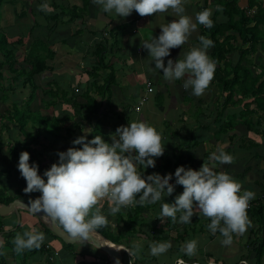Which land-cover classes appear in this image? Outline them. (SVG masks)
Listing matches in <instances>:
<instances>
[{
	"label": "crops",
	"instance_id": "crops-1",
	"mask_svg": "<svg viewBox=\"0 0 264 264\" xmlns=\"http://www.w3.org/2000/svg\"><path fill=\"white\" fill-rule=\"evenodd\" d=\"M205 1L208 5L207 9H211L212 11L211 17L216 10H221L222 8L214 5L215 0H187V3L184 5L185 15L191 17L193 22H195L196 14L202 11L201 9ZM256 1L258 2L260 0ZM1 2L0 28L5 35L7 42L14 43L17 42V40H21L22 45L19 47V50L24 44L30 42V45L26 49L28 50L31 44L38 41L46 44L42 37L47 38L46 36H50L48 48L52 54H54V57L47 63L48 71L54 70L53 73L57 72L58 74L65 72L67 74H65V79H63L65 83H71L73 75L76 73L84 74L88 77L87 74L92 73L93 67L96 64L94 53L97 50V46H99V48H105L106 54L103 58L104 64L107 67L106 69L100 68L96 71L98 76L96 80L99 85L104 84L110 74H113L114 82L110 87V101L108 104L103 102L102 114L100 115V121H102L103 124L101 127L103 131L102 138L110 143V135L114 134L118 127L126 126L131 122L143 121L155 127L161 134V142L164 144V149H166L165 147H170L168 153H163L162 156L154 158V168L148 167L144 171L141 166L139 169L143 172L154 171V173H158L161 176L171 173L173 163L171 167H169L167 173L160 170L166 160L164 158L167 156H172V158H174V151L177 152L179 150L176 145L169 144V141L187 138V140H190V143H187V146L195 141L196 126L198 124V119H196V107H204L200 116H206V119H203V121L200 122L203 125L213 124L214 127L211 128V133L215 132L217 129L218 117L215 118L214 116H211L214 112L210 111V105L208 104H211L212 101L203 99L204 96L209 99L207 94L208 88L201 96L197 97L192 95L191 88L187 90L183 88V79L174 82L166 81L162 75V70L160 72L154 70V65L151 63L148 51L142 46L145 41H150L152 36L157 37L160 34L161 25L178 19L171 10L166 13H157L143 17L133 11L128 17L115 18V16L101 13L98 7L92 3V0H1ZM247 2L248 0H237V5L240 8H246ZM45 3L49 5L51 11L41 10V6ZM220 19L223 20L224 17L222 16ZM199 37L200 25L197 24L196 31L191 34L189 40L184 45L170 50V56L164 58L165 65H167L168 59L174 61L176 59H183L185 53L191 48L199 46ZM210 53L211 50L208 49V55ZM258 55L262 56L261 53H258ZM227 58L231 59L233 57L229 56ZM71 59L80 60V63L70 64ZM69 64L75 67H68ZM80 69L83 72H81ZM89 69L90 71L87 72ZM254 71L256 73L258 72V69H254ZM186 78L187 77H185V79ZM89 80V82H91L90 77ZM148 82L151 83L153 88L151 94H147L146 84ZM209 87H211L209 88L210 93L214 96V98L210 99L214 102L216 101L218 93L215 91L211 82ZM143 97L147 99V102L141 107L139 112H135V106L138 104L140 98ZM2 98L3 96L1 94V102L3 101ZM98 101L99 103H102L100 99H98ZM219 101L221 102L220 95ZM248 101L249 100H246L244 102ZM81 104H83V101H81ZM70 106L71 104H65L63 105V109H61L65 115L61 118H67L65 124H68L69 122L71 124L73 120L72 112L65 110L66 107ZM56 110L57 109H55L54 112ZM254 110L255 112L251 116V130H248L246 127L245 123H249V120L246 117V119L243 120L244 124L237 126L235 132L220 137V141L216 142L217 147H219L217 150L227 149L230 144L234 145L239 143L243 148V152L239 153V158L232 156L233 162L227 165L228 167L230 165L240 166L242 171L250 169V172L246 174L245 178L253 175V172H260L261 170L264 172V156L259 158L260 155H264V114L262 109L255 108ZM232 112L231 108H226L223 114L224 120L221 121L226 123L230 122L233 114ZM191 123L195 124L194 129L190 127ZM75 124L80 126L79 132L77 129L75 130L76 135H83V129H92V125L88 122H81L78 120V123ZM235 133L236 137L231 141L230 136H233ZM245 134H247L246 136L249 135L251 139L254 138L255 144L249 145V142V144L243 142L244 137H246ZM52 143V141L50 142V140H48L42 146L35 147V150L42 152L40 153L39 158L44 160V162L41 163V165L47 166V169L53 163L57 162L58 152L66 151L69 147H73L70 140L56 143L58 144L57 148L52 146ZM212 145L213 143H211V141L210 144H203V146L207 148V151H213ZM182 151L183 150L180 151L181 154L184 153ZM1 154L0 169H5L11 173V179L8 181L13 188L11 193L17 188L24 190L26 187V181L21 177L17 165L12 163L15 165V170H13V167L9 163V159ZM252 154L254 157H252ZM256 154L259 157H255ZM187 158L188 157L182 156L184 161L188 160ZM237 159L238 161H236ZM247 160H249L248 164H246ZM173 162L176 161L173 160ZM188 166L191 165L188 164ZM38 174L41 173L38 172ZM4 178H6L5 174H0V182H3ZM245 178H243V181ZM245 185L247 186L249 183L242 184V191L243 187H245L244 190H248V187ZM251 191L254 192L253 189H251ZM39 195L40 194L36 193L35 198H38ZM20 201L28 203L29 199L25 198ZM101 205L102 204L98 205L100 209ZM19 215L21 219L20 226H22L20 234L25 231H31L35 228L44 234L45 239L39 249H25L23 252L17 253L15 248H11L7 245L8 239L5 238V235L9 234V229L5 228V226L2 228L3 231L0 232V241H3V245L0 246V253H2L0 254V264H112L111 260L103 252L95 249L91 245L79 243L69 245L71 246L70 248H64L59 241L51 238L43 232V229L40 226V220L30 215L28 212L21 210L19 211ZM13 217H15L14 214L3 218L1 217L2 223L8 225V228L13 227ZM148 217L149 216L147 215V218ZM151 217L153 219L156 217V214ZM192 218H196V214H194ZM42 223L46 225L45 222L42 221ZM15 226L11 229L12 233L18 229V227L15 229ZM184 228L185 227L182 223H179V227L170 232L172 238L166 241L171 242L173 249L170 248L166 253L160 256H152L150 255L149 247L144 246L140 253L133 258L130 253L124 251L123 264L126 254H128V264H178L180 260H183L185 264H200L199 262H201V260L198 259L196 262L198 257L195 258L194 256H189L188 259L190 261H186L185 256L187 255L183 253L181 249L182 245L195 240L197 241L198 250L201 245L200 241L205 234L196 236L195 233H191L190 236L184 232H177L185 230ZM113 230L114 227H112L110 232H113ZM178 235H181L182 239H177L176 237ZM141 238L146 237L136 236L133 239H129L127 245L123 244L118 246L131 248L134 242L143 243ZM156 238H159V236L156 235ZM14 239L15 237L9 238L11 242H13ZM178 240L181 245L180 249L176 243ZM238 240L239 239L237 238L236 242ZM156 241L159 243L166 242L162 240H154L155 243ZM232 243L233 242L229 245L218 243V245L220 250L229 253ZM242 249L240 246L239 250H237L239 252L233 256H231L232 254H229V257L225 259L222 258V256L218 258L219 256L214 254L215 258H218L219 260V263L216 264H220L222 261H229V263L235 261L234 259L241 254ZM203 255L205 254L203 253ZM208 255L209 258L207 257L208 259L206 260L207 264L212 262L210 261V257H212L211 252H209ZM164 258H166V261H161Z\"/></svg>",
	"mask_w": 264,
	"mask_h": 264
},
{
	"label": "clouds",
	"instance_id": "clouds-1",
	"mask_svg": "<svg viewBox=\"0 0 264 264\" xmlns=\"http://www.w3.org/2000/svg\"><path fill=\"white\" fill-rule=\"evenodd\" d=\"M92 3L101 13L115 18L128 17L133 11L143 17L171 10L178 19L161 25L160 34L152 36L142 46L148 51L154 70H162L166 81L183 79V88H191L192 95L197 97L205 92L216 69V62L208 55V49L214 47L210 38L200 36L199 46L191 48L183 59H168L165 65L164 58L170 56L171 49L181 47L189 40L197 24L209 29L213 27L211 9L198 12L193 22L185 15L187 0H92ZM41 10L51 11V8L45 3ZM91 132V128L83 129L84 134L72 141L73 147L58 152L57 162L42 175L38 174L36 162L29 163L27 151L21 152L18 159V171L26 181L23 191L26 194L40 193L38 198L28 203L23 201L24 206L33 214L58 223L68 240L87 241L90 237H99L96 230L110 223L98 207L105 199L111 205L109 215L115 216L129 206L161 202L173 194L177 185L183 187L182 193L174 198L173 203L161 204L160 217H170L176 222L179 213V222L188 224L198 211L210 219V232H219L224 237V245L231 244L232 234L242 235L251 226L247 208L255 193L242 191L240 182L215 170L217 164L233 162V157L226 152L218 150L212 153L208 162L198 170L178 166L174 173L144 176L139 168H154V158L162 156L165 150L162 136L155 127L143 121L131 122L118 127L110 135V143L100 135L88 140ZM173 178L174 183H170ZM44 239V234L35 228L17 234L13 241L15 251L39 249ZM2 245L3 241H0ZM171 246L167 241L148 245L152 256L166 253ZM142 247L141 242H134L131 248L121 249L133 258ZM181 250L188 256L195 255L197 241L187 242ZM114 264H120L119 258H115ZM178 264H184V261L180 260Z\"/></svg>",
	"mask_w": 264,
	"mask_h": 264
},
{
	"label": "trees",
	"instance_id": "trees-1",
	"mask_svg": "<svg viewBox=\"0 0 264 264\" xmlns=\"http://www.w3.org/2000/svg\"><path fill=\"white\" fill-rule=\"evenodd\" d=\"M216 2L218 6L222 8L221 10H216L211 17L213 21V27L211 29L200 25V36L210 38L214 42V47L210 48L211 53L209 54V57L216 62L214 78L211 84H213L215 91L218 93V98L219 95L221 97L220 103H222V107L217 116L218 125L215 132L211 133L213 124L196 126V139L193 144L191 143L188 146L189 148L195 149L201 145L203 146V144L208 141L213 143V151L208 150L204 154V158H206L204 163L208 162L212 153L218 151L217 148L219 147H217L216 142L220 141V137L235 132L238 125L244 124L243 120L246 119V117L248 119L250 117L249 123L245 124L247 129L251 130V116L254 114L255 108L262 109L264 114V0L258 2L256 0H248L246 8H240L237 5V0H215L214 3ZM1 4L2 2L0 0V11ZM207 6L205 1L201 10L207 9ZM222 16L224 17L223 20L220 19ZM198 42L200 43V41ZM21 45V40H17V42L14 43L7 42L0 28V81L3 80V69H5L13 76V79L22 80L24 89L27 85H30V94L27 100L24 101L23 109L12 104L13 111L11 107H8L4 115L0 117V154L4 152L13 170H15V165L13 164L17 165L20 153L27 151L30 155L29 163L36 162L39 166V173L42 174L43 171L47 169V166L41 165V159L39 157L42 152L35 150V147L42 146L48 140L53 142L52 146L55 148L58 147L56 143L60 141L66 142L70 140L72 145V141L80 136L79 134L76 135L75 132L76 129L78 132L80 131V126L78 124H74L72 126L73 128H67L65 127L67 118H61L54 114L56 106L59 105V103L65 105L71 100V106L66 107L65 110L72 112V119H78L81 122H88L92 125V132L87 136V139L91 140L95 135H100L102 137L103 131L101 127L103 124L102 121H100V115L102 114L103 102L108 104L110 101V87L114 82V76L110 74L104 84L99 85L97 82L96 78H98V76L96 71L100 68L106 69L107 67L104 64L103 58L106 54V50L105 48H99V46H97V50L94 53L96 64L93 67L92 73L87 74L90 79H93L88 85L89 87L77 96L74 92L67 95L64 91L59 90L60 92H58V90L49 89L44 92L47 101L43 102V111L33 113L30 111L29 107L35 99V92L37 90L34 85V78L48 70L47 63L54 57V54H52L45 43L40 41L33 43L28 48L27 55L22 60L21 64H23V67L17 70L18 56L16 52ZM257 52L261 53L262 56L258 55ZM253 55H256L254 63L250 60V56L252 57ZM229 56L233 58L228 59L227 57ZM254 69H258V72L255 73ZM49 88L51 87L49 86ZM11 91L13 90L9 89L8 92ZM77 98H80L83 104L77 105L75 102ZM98 99H100L102 103H99ZM246 100L249 101L244 102ZM251 107L254 108L252 109ZM226 108H231V110L234 111L230 122L227 123L221 121V116H224L223 114ZM203 109L204 107L202 106L196 107V115H201ZM237 123L238 125H236ZM234 137H236V133L230 136V140L232 141ZM76 147L79 148L80 146L77 145ZM222 151L235 158H239V153L243 152V148L237 143L233 146L230 145L227 149H223ZM182 156L180 160H177L178 157L174 156L173 159L176 162L171 161L172 159H166L160 170L167 173L172 163L174 166L178 163L179 166H184L186 169H193L191 164L194 161L193 158L189 156L187 158L188 160L184 161ZM257 156L256 154L255 157ZM252 157H254L253 154ZM236 161H238V159ZM248 161L249 160L246 161V164L249 163ZM188 164L191 166H188ZM220 166L221 164H217L215 169L217 172H220ZM139 171L143 174L142 170L139 169ZM249 172L250 169L242 172L245 174L244 178ZM258 172H255L256 175H258ZM261 172L262 171L259 172L260 176L258 175V179L260 180L256 182L257 185L255 184L256 190L259 193L249 202V207L247 208V215L251 221V226L247 228L248 231L246 230L248 232V239L243 245L242 253L236 258L237 261L228 264H243V262H248V264H263L264 262V174ZM0 174H5L6 177L3 182H0V204L8 205L14 200L25 198L33 200L36 199V193L40 194L38 192L26 194L23 190L18 188L11 193L13 188L10 182H8L9 179H11L10 171L8 172L5 169H0ZM151 174H154V171L144 172V176ZM172 183H174V178ZM182 191L183 187L177 185L173 194L165 197L161 202L144 206L137 204L136 206H130V208L124 211L121 210L113 219V225H116L113 232H110L109 226L97 229L96 231L115 245H127L129 239H133L138 235L146 236L143 233V228H146L149 234L157 240L166 241L171 239L170 232L179 227L180 214H177L176 222H173L170 217H160L161 204L163 202L173 203L174 198L182 193ZM138 198L139 197H137V199ZM155 214L156 217L152 219L151 216ZM147 215L149 216L148 218ZM13 219V227L8 228V225L2 223V218L0 217V232L3 231L2 228L5 226V228L9 229V234L5 235V238L8 239L7 245L11 248H15V245L9 238L16 237L17 234L21 233L22 229V226L19 225L18 229L12 233L11 229L14 228L16 223L15 217H13ZM39 222L45 234L59 241L64 248L71 247L63 244L54 236L42 221ZM209 223V218L201 217L196 214V218H191V223H182L185 230L181 231L187 234L186 231L191 230L196 236L202 235L207 231L210 232L208 229ZM177 232L179 233V231ZM156 235H158L159 238H156ZM236 237V233L232 234V242L235 241ZM176 238L182 239V236L178 235ZM208 239H219V243H222L224 237L219 232H216L215 234L212 233V235H209ZM156 243L159 242L156 241ZM176 243L180 249L181 245L179 244V240ZM205 256L209 258L208 253H206ZM210 258V261L215 262V264L219 263L213 260V256Z\"/></svg>",
	"mask_w": 264,
	"mask_h": 264
},
{
	"label": "rangeland",
	"instance_id": "rangeland-1",
	"mask_svg": "<svg viewBox=\"0 0 264 264\" xmlns=\"http://www.w3.org/2000/svg\"><path fill=\"white\" fill-rule=\"evenodd\" d=\"M214 4L217 7H221V6H218L217 2L214 3ZM46 37L47 38L42 37V39L44 40V42H46V45L48 46V41L50 39V36H46ZM27 43L24 44V46L22 48H20V50L17 49V52H16L17 53V56H18V58H17V66H16V69L17 70H20V68L23 67V64H21V63H22V60L27 55V50L26 49L30 45V42L28 44ZM49 43H50V41H49ZM49 47H50V45H49ZM60 55H61V53H60ZM255 56L256 55H253L252 57L250 56V60L252 61V63L255 62ZM77 63H80V60H77V59H71L70 60V64H77ZM70 64L68 65V67H75V66H72ZM249 66H251V65H249ZM80 71L83 72L81 69H80ZM88 71H90V69L87 70V72ZM53 72H54V70H50V71L47 70V71L43 72L42 75L34 78V85L37 88V90L35 92V99L30 104V107H29V109H30L31 112L37 113V112L43 111V107H44L43 102L44 101H47V98L45 97L44 92L45 91H48L49 89H52V90H55V91L58 90V92H60L59 90H61V91H64L65 93H67V94H71L72 92H74L75 95L77 96V95L81 94L82 92H84V90L87 87H89L88 86L90 84L89 77L85 76L84 74H78V73H76V74L73 75V80L71 79L72 80L71 83L70 82L65 83L63 81V79H65V74H66L65 72H63L64 74L63 73L58 74L57 72L56 73H53ZM51 74H52V76H51ZM12 77L13 76H11L7 72V70L3 69V80L0 81V96L2 94V96H4V97L2 98L3 101L2 102L0 101V117L3 116L4 113L8 110V107H11V110H12V106H13L12 104H15V105L18 106V108L23 109V107H24V101L27 100V98H28V96L30 94V85H27L25 87V89H24L23 84H22V80L21 79H17L16 80V79H13ZM59 78H60V80H59ZM49 85H50L51 88L48 87ZM209 88H211V87L208 86V91H207V94L209 96V99L206 96H204L203 99H207L208 101H212L211 104L208 103L210 105L209 109H210L211 112H214V114H212L211 116H214L216 118L217 115L219 114L220 108L222 107V103H220L218 96H216V101L213 102V100H211L212 98H214V96H212V94L210 93ZM9 89H11L13 91L8 92ZM81 101L82 100L80 98H77L75 100L76 104H81ZM66 104L67 105H70V104H72V101L69 100ZM55 109H57L54 112V114L56 116H58V117H64L65 116L64 113L61 111V109H63V104L58 105ZM232 113L234 114V111ZM67 114H69V113H67ZM196 119H198V124L196 123L197 126H200V125H203L200 121H203V119L205 120L206 119V116H203L202 115V117H201L200 115L197 114L196 115ZM221 120H224V117L223 116H221ZM248 120L250 121V117H249ZM75 123H78V119L72 120L71 124H70V122L68 124H65V127H67V128H73L72 126ZM236 125H238V123ZM238 126H240V125H238ZM190 127H192V129H194L195 124L194 123H191L190 124ZM212 127H214V126L212 125ZM33 134H34V132H33ZM246 135L247 134H245V136ZM21 139H22V137H21ZM189 141L190 140H187V138H184V139L183 138H180L178 140H170L169 141V144L170 143L172 145L174 144L179 149V150L177 149L178 150L177 152L174 151V156L175 157H178L177 160H180V158H181L182 155H183V157H186V156L189 157V156H191L193 158V160H194L193 163H191L192 164V168H193V170H198L202 166V164L206 161V158H204V154L207 151V148L204 147V146H202V145L199 146V147H196L195 149L189 148L187 146V143L188 144L190 143ZM193 142H191V143L193 144ZM243 142H245L247 144L250 143L249 145L255 144L254 138L251 139V137L249 135L246 136V137H244V141ZM206 144H210V141H208ZM165 148L166 149H165L164 153H168L170 147H165ZM181 150H183L182 151V152H184L183 154L180 153ZM1 155L4 156V152ZM263 156H264L263 154H262V156L260 155V157H263ZM4 159H6V158H4ZM164 159H172L171 161L174 160L172 158V156H167ZM43 162H44V160H41V163H43ZM178 166H179L178 163L175 166L173 165L172 168H171V173L174 172L175 169ZM145 170L146 169H144V171ZM240 170H241L240 169V166H232V165H230L228 167L227 164H221V166L219 168V171L220 172H224V173L229 174L234 180L240 182L241 185L242 184H245V183H249V185H247V186L245 185V186L248 187V190L249 191H251V189H253L254 192H255V197H256L259 192H257V190H256L257 188H256L255 184L257 185L256 182H258L260 180V179H258L259 176H260L259 175V172H258V175L259 176L256 175L255 172H253L254 173L253 175H251L250 177L245 178L244 181H243V178H244L245 174H243L242 173L243 171L242 170L240 171ZM255 171H257V170H255ZM263 174H264V172H263ZM170 182L172 183V181H170ZM244 188L245 187H243V190H244ZM104 201H102L100 203V204H102L100 210H101V214L105 215L108 218V220L110 222L108 226L110 227L109 230H111L112 227H113V223H114V220L113 219L115 218V216H110L109 215V208L111 206L110 205V202L107 199H105ZM127 208H130V206L127 207ZM127 208H123L122 210L124 211ZM196 214L200 215L201 217H204L198 211H197ZM247 231H248V229H247ZM247 231L242 236H241V234H236V236H237V238L239 240L236 242V240H237V238H236L235 241H233V243L231 245V248H230L231 250L229 251V253H225V251L220 250L219 245H218V243L220 242L219 239L213 240V241L212 240H209L208 239L209 238V235H212V233L209 232V231H207L206 233H203L205 235L202 237L203 238L202 240L200 239L201 240L200 241V244H201L200 245V248H198V250L196 251L195 255H193V256L195 258L198 257L197 260L198 259L201 260V262H199L200 264L201 263L202 264H207V261H206L207 260V257L205 255H203V253L206 254V253L211 252V254L213 256V260L214 261H217V262H219V260L217 258H215L214 254L218 255L219 256L218 258H220V256H222V258H224V259L225 258H228L229 257V254H232L231 256H233L234 254H236L237 252H239V251H237V250H239V247L241 246V249H242L243 248V245L246 243V241L248 239L247 238L248 237V232ZM143 232L146 235L145 236L146 238H141L142 241H143V243H142L143 244V247L144 246L147 247L149 245V243L154 242V240H157V239L153 238L145 228H143ZM179 232L182 233L181 230ZM186 233L191 236V233L192 232H191V230H187ZM140 236L141 237H144L142 235H138V237H140ZM240 236H241V239H240ZM152 238H153V240H152ZM209 247H211V248H209ZM171 249H173V245L171 246ZM242 251H243V249H242ZM242 251H241V253H242ZM127 256H128V254H126V256L124 257V264H128V257ZM185 257H186V260H189L188 259L189 258L188 255L185 256ZM234 260L237 261V259H234ZM161 261H166V258H164ZM188 263H190V262H188ZM214 263L211 262L209 264H214ZM228 263H229V261H222V262H220V264H228ZM230 263H232V262H230ZM239 264H242V263H239ZM243 264H248V262H244ZM263 264H264V262H263Z\"/></svg>",
	"mask_w": 264,
	"mask_h": 264
},
{
	"label": "water",
	"instance_id": "water-1",
	"mask_svg": "<svg viewBox=\"0 0 264 264\" xmlns=\"http://www.w3.org/2000/svg\"><path fill=\"white\" fill-rule=\"evenodd\" d=\"M25 211L28 212L30 215L34 216L40 221H43L46 223L47 229L51 231V233L56 236L63 244L65 245H74V244H88L94 247L95 249L103 252L114 264L115 258H119L120 264H123V253L125 250L121 249L122 246H118L113 244L110 240L106 239L102 234L99 233V237H90L87 241H81V240H74L70 241L66 237V234L63 233V229L54 222H51L49 220H45L44 218L37 216L33 214L26 206H24L23 201L20 200H14L8 205H2L0 204V217H7L11 215H15L16 217V226L15 229L20 225V215L19 211ZM39 215V214H38Z\"/></svg>",
	"mask_w": 264,
	"mask_h": 264
},
{
	"label": "built area",
	"instance_id": "built-area-1",
	"mask_svg": "<svg viewBox=\"0 0 264 264\" xmlns=\"http://www.w3.org/2000/svg\"><path fill=\"white\" fill-rule=\"evenodd\" d=\"M146 87H147V94H151V93L153 92V88H152L151 83L148 82V83L146 84ZM146 102H147V99H146L145 97L140 98V100H139V105L136 106L134 110H135L136 112H139L140 109H141V107H142ZM243 263H244V262H243Z\"/></svg>",
	"mask_w": 264,
	"mask_h": 264
}]
</instances>
